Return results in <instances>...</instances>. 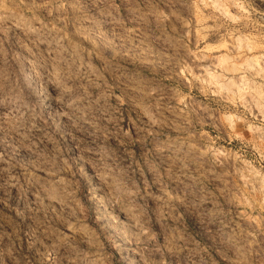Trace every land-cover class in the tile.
Returning a JSON list of instances; mask_svg holds the SVG:
<instances>
[{"label":"rangeland","instance_id":"1","mask_svg":"<svg viewBox=\"0 0 264 264\" xmlns=\"http://www.w3.org/2000/svg\"><path fill=\"white\" fill-rule=\"evenodd\" d=\"M0 264H264V0H0Z\"/></svg>","mask_w":264,"mask_h":264}]
</instances>
